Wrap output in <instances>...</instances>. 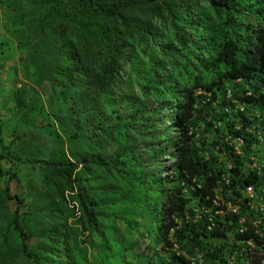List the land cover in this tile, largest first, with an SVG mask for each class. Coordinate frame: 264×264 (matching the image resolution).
I'll return each mask as SVG.
<instances>
[{"label":"trees","instance_id":"obj_1","mask_svg":"<svg viewBox=\"0 0 264 264\" xmlns=\"http://www.w3.org/2000/svg\"><path fill=\"white\" fill-rule=\"evenodd\" d=\"M0 6L18 19V46L59 113L47 122L55 141L45 154L19 129L16 152L0 146V159L30 155L45 169L26 202L10 194L16 172L0 166V264H227L235 251L236 264L262 259L239 256L257 238L237 230L239 215L211 221L207 209L217 196L235 203L236 186L257 178L235 158L217 194L223 134H247L264 115V0ZM163 156L169 172H159Z\"/></svg>","mask_w":264,"mask_h":264},{"label":"rangeland","instance_id":"obj_2","mask_svg":"<svg viewBox=\"0 0 264 264\" xmlns=\"http://www.w3.org/2000/svg\"><path fill=\"white\" fill-rule=\"evenodd\" d=\"M15 21L18 19L14 17V13L10 10L8 12L6 9L5 28L9 39L0 44V60L3 61V64L0 63V126L3 138V143L1 142L0 146L8 145L9 152H16L22 141L12 138L13 131L19 129L20 135L23 136L22 139L32 144H39L45 154L47 148H52L55 141L47 122L51 119L58 121L59 113L56 111V106L49 100L48 84L45 83L43 86L37 87L34 82V66L29 57L28 48L18 46V39L15 37V27L17 28ZM18 35L19 39L24 37V34L21 37L20 32ZM10 73H12L11 79L8 78ZM17 97L29 103L26 110L25 108L20 109L16 102ZM159 161L163 169L160 168L159 172H169L171 160H167V157L163 156ZM0 166L11 168L16 172V177L11 181L8 180L10 194L19 195L26 202L33 201L35 197H38L37 191L40 190V180L44 177L45 169H41L39 163L32 162L30 155L23 156L21 161L10 157L2 158ZM7 178V176L2 178V187L5 186ZM35 203L39 205L37 199ZM16 205L14 199L9 201L11 209H14ZM21 210L23 211L24 208ZM144 245H146V241L145 243L141 242L138 251H145Z\"/></svg>","mask_w":264,"mask_h":264},{"label":"built area","instance_id":"obj_3","mask_svg":"<svg viewBox=\"0 0 264 264\" xmlns=\"http://www.w3.org/2000/svg\"><path fill=\"white\" fill-rule=\"evenodd\" d=\"M256 116L257 122L245 128L247 134L236 135L227 131L223 134L221 141L224 145L220 156L226 160L224 163L226 172L222 174L221 185L216 188L217 194L222 184L228 183L227 173H231L233 168L231 163L235 158L244 177L255 173L256 180L253 183L242 182L240 186H236L240 196L237 197L235 203L229 198L217 196L213 200V205L207 210L211 221L213 215H223L227 211L239 215L237 230L240 232L250 230L257 235V238L245 239L246 245L240 248L239 256L241 254L257 255L262 258L257 264H264V115L257 114ZM260 176L263 177L261 181L258 180ZM247 216H250V219H247ZM235 254L236 251L228 258L227 264H236ZM243 260L242 264H251L248 259Z\"/></svg>","mask_w":264,"mask_h":264},{"label":"crops","instance_id":"obj_4","mask_svg":"<svg viewBox=\"0 0 264 264\" xmlns=\"http://www.w3.org/2000/svg\"><path fill=\"white\" fill-rule=\"evenodd\" d=\"M5 16H4V10L3 8H1L0 6V44L5 43L6 41H8L9 36L8 33L6 32V28H5ZM1 56V55H0ZM3 56V55H2ZM1 59V58H0ZM0 63L3 64V61L0 60ZM2 68H4V66L2 65ZM8 78L11 79L12 78V73L8 74Z\"/></svg>","mask_w":264,"mask_h":264}]
</instances>
